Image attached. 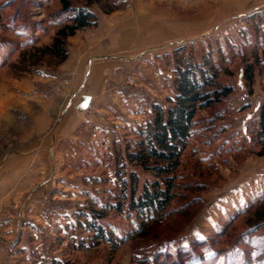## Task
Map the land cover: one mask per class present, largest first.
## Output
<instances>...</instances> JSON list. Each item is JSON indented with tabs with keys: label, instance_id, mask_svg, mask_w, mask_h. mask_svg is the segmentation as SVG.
<instances>
[{
	"label": "rangeland",
	"instance_id": "rangeland-1",
	"mask_svg": "<svg viewBox=\"0 0 264 264\" xmlns=\"http://www.w3.org/2000/svg\"><path fill=\"white\" fill-rule=\"evenodd\" d=\"M66 1L73 9L86 6L96 17L95 26L68 37L67 57L73 38L119 13L109 37L121 49L128 46L131 58L127 66L118 67L116 75L104 79L111 92L96 111L93 123L98 127L89 126L78 142L65 145L68 154L58 169L71 184V208L48 214V203L61 200L46 194L43 203L49 225L28 230L23 245L13 244L4 264H50L52 259L69 264H144L139 259H150L158 252L164 258L168 250L174 253L191 240L206 237L207 252L199 248L197 254L206 258L216 253L218 259L203 264H264V224L247 231V217L239 215L215 234L216 225L222 227L238 210L250 209L264 196L261 191L245 197L240 190L243 173L264 160L256 155L259 146L250 139L258 105L264 102V5L247 7L239 0H98L90 5L87 0ZM70 15L61 13V0H0V98L9 82L35 74L46 76L39 87L59 91L67 85L65 79L53 80L64 72L59 68L64 61L48 54L38 59L33 49L49 45ZM208 51L219 66L218 81L232 85L233 92L197 111L196 134L177 171L181 187L192 181L206 186L190 193L176 189L170 209L199 198L189 208V217L187 213L168 215L141 237L137 216L125 206L121 212L112 208L121 194L117 174L123 163L127 195L129 171L138 175L137 192L154 176L129 162L125 149L134 148L143 137L153 118L152 106H166V99L174 97L177 54L201 59ZM248 64L253 68L250 85L242 72ZM94 211H104L100 222L111 240L94 239V231L86 226Z\"/></svg>",
	"mask_w": 264,
	"mask_h": 264
},
{
	"label": "crops",
	"instance_id": "crops-1",
	"mask_svg": "<svg viewBox=\"0 0 264 264\" xmlns=\"http://www.w3.org/2000/svg\"><path fill=\"white\" fill-rule=\"evenodd\" d=\"M239 1L247 7L264 5V0ZM113 15L102 19L97 29L71 40L68 57L59 66L66 74L53 79L67 80L65 87L59 91L39 87L46 76L35 74L9 82L1 95L0 264L10 256L13 244L23 245L28 230L49 225L43 203L46 194L61 200L48 203V214L73 204L68 176L58 169L68 154L65 145L78 142L89 126L98 127L93 123L96 111L111 92L104 79L116 75L118 67L127 66L131 58L128 46L121 49L110 38L117 27L115 18L121 17ZM242 179L240 190L245 197L263 192L264 160L249 167ZM56 202L62 207L56 208Z\"/></svg>",
	"mask_w": 264,
	"mask_h": 264
},
{
	"label": "trees",
	"instance_id": "trees-1",
	"mask_svg": "<svg viewBox=\"0 0 264 264\" xmlns=\"http://www.w3.org/2000/svg\"><path fill=\"white\" fill-rule=\"evenodd\" d=\"M98 0H87V4L97 2ZM70 12L71 15L61 26L53 37L52 42L47 46L36 47L33 54L37 58L45 54L57 59V62H63L66 57L65 43L68 37L75 34L78 29L92 27L96 25V17L93 12L85 7L72 8L66 0H61V13ZM258 15V12L256 13ZM177 49V52H180ZM175 68V78L173 80L175 95L173 98L166 99V106L154 104L152 106L153 118L144 130L143 137L135 142L134 148L127 146L125 157L129 162L139 165L143 170H147L154 176L153 180H146L142 183L141 189L137 192L138 175L136 171L128 172L129 195L126 194V180L123 178L125 172L123 163L121 174L118 179L121 183V194L116 204L112 208L121 212L125 206L126 211L134 213L139 222L138 234L146 236L148 228L151 225L161 222L164 217L172 215H185L189 217V208L199 200L193 197L178 209H170L176 198V189L182 188L190 193L192 190H199L206 186L205 183L189 182L192 186L181 187L177 176V171L181 167L184 151L188 146L190 139L195 136V118L198 110L208 109L214 104L222 102L233 92V86L222 84L218 81L220 69L214 62L212 52L208 51L201 59L192 57L178 56ZM42 59V58H41ZM25 63V61H23ZM243 76L250 85L253 81L252 64H248L243 69ZM251 141L259 146L256 152L258 156H264V102L258 105V115L256 118V128L251 129ZM257 204V205H256ZM256 205V206H255ZM251 207H253L251 209ZM250 209L238 210L237 214L229 217L228 221L220 228H217L215 234L223 232L232 220L239 215H246V230L256 231L264 224V196L258 198ZM165 213V211H167ZM104 211H94L90 220L87 221V227L94 231V239L111 240L112 236L101 224L100 219L104 217ZM173 223H177L173 221ZM252 231V232H253ZM208 237L203 239H193L187 246H180L174 253L169 250L165 252L164 258L160 252L152 258L139 259L144 264H203L210 259H218V254L214 253L210 257L201 258L196 249H206L209 247ZM94 244L93 242H91ZM165 256H167L165 258ZM50 264H69L68 261L52 259Z\"/></svg>",
	"mask_w": 264,
	"mask_h": 264
}]
</instances>
